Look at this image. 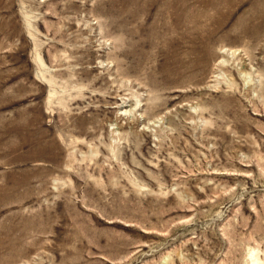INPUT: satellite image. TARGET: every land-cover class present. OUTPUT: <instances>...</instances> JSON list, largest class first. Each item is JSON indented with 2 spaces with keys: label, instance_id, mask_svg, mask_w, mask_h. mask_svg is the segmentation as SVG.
Returning <instances> with one entry per match:
<instances>
[{
  "label": "rangeland",
  "instance_id": "obj_1",
  "mask_svg": "<svg viewBox=\"0 0 264 264\" xmlns=\"http://www.w3.org/2000/svg\"><path fill=\"white\" fill-rule=\"evenodd\" d=\"M0 264H264V0H0Z\"/></svg>",
  "mask_w": 264,
  "mask_h": 264
},
{
  "label": "bare ground",
  "instance_id": "obj_2",
  "mask_svg": "<svg viewBox=\"0 0 264 264\" xmlns=\"http://www.w3.org/2000/svg\"><path fill=\"white\" fill-rule=\"evenodd\" d=\"M222 50V49H221ZM221 50H220V52H221ZM224 51V50H223ZM222 53V52H221Z\"/></svg>",
  "mask_w": 264,
  "mask_h": 264
}]
</instances>
